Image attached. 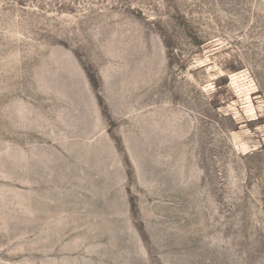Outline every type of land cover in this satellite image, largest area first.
<instances>
[{
  "label": "rangeland",
  "instance_id": "rangeland-1",
  "mask_svg": "<svg viewBox=\"0 0 264 264\" xmlns=\"http://www.w3.org/2000/svg\"><path fill=\"white\" fill-rule=\"evenodd\" d=\"M0 264H264V0H0Z\"/></svg>",
  "mask_w": 264,
  "mask_h": 264
}]
</instances>
